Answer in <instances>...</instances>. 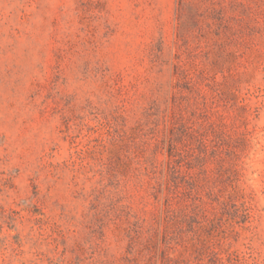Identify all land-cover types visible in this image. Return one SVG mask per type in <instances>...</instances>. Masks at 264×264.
Returning <instances> with one entry per match:
<instances>
[{"label": "rangeland", "instance_id": "374dc122", "mask_svg": "<svg viewBox=\"0 0 264 264\" xmlns=\"http://www.w3.org/2000/svg\"><path fill=\"white\" fill-rule=\"evenodd\" d=\"M0 264H264V0H0Z\"/></svg>", "mask_w": 264, "mask_h": 264}]
</instances>
